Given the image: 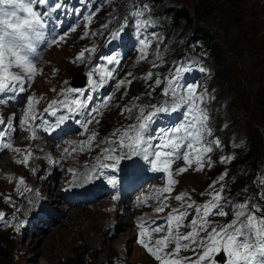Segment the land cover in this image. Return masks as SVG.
<instances>
[{
	"label": "rangeland",
	"instance_id": "1",
	"mask_svg": "<svg viewBox=\"0 0 264 264\" xmlns=\"http://www.w3.org/2000/svg\"><path fill=\"white\" fill-rule=\"evenodd\" d=\"M129 2L130 0H110L111 4L105 11L109 14L119 6L124 7L128 5ZM56 3L62 4L63 7L60 9H54V5ZM37 7L39 11L47 13L45 38L49 41V47L46 52H41V54L40 51L43 50L47 40L45 39L43 43L37 45L36 54L32 57V59L35 64H38L42 62L43 57L46 56L42 67L44 71L43 74L34 77L33 82L28 84V87L30 89H32V87L36 88L38 93H42L43 91L48 90H52L53 92V89H55L57 85H61L62 90L66 92V89L74 88L71 85V83L74 82L73 76L83 71V68L78 66L79 64H76L77 55L82 50L88 49L92 46L95 26L99 20L103 19L108 14L106 16H101L100 19H95L92 11H94L97 6L91 7L88 0H47L46 4L38 5ZM137 7L141 8L142 6L137 4ZM179 7H188L189 9L195 11L196 20H193V24L191 25H188L185 21L175 23L177 24L175 25L176 31L174 33H165L162 28L172 24L174 25L175 20L172 17L171 12ZM145 8L147 11H145L144 18L151 19L152 23L155 24V27L148 32L147 39L152 40V47H154L156 51L152 57L150 59H146L145 62L136 55L131 57L129 60L115 55L118 58L119 63L122 64L120 66V70L119 63L112 64L116 70V75H118L120 71L119 80L131 81V84L126 83L118 91H114L110 95L112 97L111 104L115 109V115L122 117L125 122L123 127L116 130L111 128V117L104 114H102V119H99L97 114L88 115L92 122L88 124L87 130L89 134L91 132L97 133L94 140L89 142L88 137L85 142L69 143L65 147H62L58 141L55 142L59 144H54L55 142L51 139L49 142H53V146L58 149L59 154L67 156L68 152L75 148L76 152L83 154L84 157L88 156V158L91 159L92 157L99 155L95 158L100 159V154H106L104 149L113 147V144L111 143L118 140L129 125L137 123L136 117L139 115L138 109L140 107H143L147 111L151 110L150 108L146 109L141 98H144V103L146 99H148L149 104L155 103L157 97L162 94V88L167 86L165 78L172 75V70L177 65L192 67L195 63L199 62L196 57L200 56L204 58L207 64L206 67L202 65V67L206 69L204 72L205 75L201 71H192L183 74L182 77L186 80V85L198 84L200 86L198 91L206 89L207 95L209 94L212 86L216 89V91L211 93L209 96L210 101L217 103L212 112L213 120H219L221 123L226 121L228 124L226 128L223 127L217 130H211L212 135H215L216 140H219V147L221 151L219 156L216 146H213L214 153L210 156L211 161L218 159L221 161V157L225 156V146L228 143L234 144L243 139L245 141L248 139V142L251 143V141L255 142V140L260 136L262 138V144L258 143L254 153L250 156L241 154L229 165L230 171H223L213 161L211 167H206V170L197 172V176L191 172H187L186 175L182 176V178L184 177L185 179L181 180L175 196L186 192L188 193V197L185 198V201L188 203L197 202L201 204L204 199H210L209 196H206L209 185H211L215 179V181H218L221 174L226 172L227 175L224 180L219 182L224 185L225 195L237 196V198L241 197L247 200H264V197H261V194L264 193V168H262L264 166V0H156L155 4H148ZM136 10L138 9L135 8L134 11ZM64 13H66L65 17L63 16ZM89 15H92L93 17L91 22L87 20ZM132 23H134L133 19ZM58 26L60 27L57 28ZM53 28L56 33L49 32ZM202 28L209 30L210 34H213L216 38L217 43L222 45V56L219 58H214L212 50L207 47V39L199 37L200 30ZM72 29H75V31ZM179 31L181 32L179 33ZM60 32H67L65 41L63 40L62 43L52 44L51 35H53V37H60L58 34ZM85 32L88 34L85 35ZM100 34L104 33L101 31ZM153 34L160 39H154ZM130 40L131 39L129 37L126 38V41L130 42ZM115 49V46H109L107 48L106 57L112 55ZM101 55L102 54L98 52V49H96V51L90 56V61L92 62V67L94 69L93 78L97 80L99 79V73L96 69L100 66H107L106 60L104 61V64L101 63L98 66ZM158 55L160 59H157ZM153 64H157L158 66L153 68ZM200 66L201 64L197 63L194 68L197 69ZM14 71L18 70L14 69ZM150 71L155 74L153 78L151 80L144 79L146 74ZM129 73H131V76L128 75ZM157 76L161 79V84L159 86L154 83ZM110 80H112V78ZM38 82L40 83V86L38 85ZM113 89L114 85L105 89L102 88L100 95L107 96ZM17 92L18 91L8 92L7 94L16 95ZM149 93H151V95H149ZM75 94L76 93L69 94V100H71ZM20 95L21 96L18 99H14V97L11 96L10 100H7L6 112L3 114L5 117L8 118L9 111L12 107H21L25 104L28 96L27 93ZM56 96L57 94H54L51 97L56 98ZM137 97L138 99H136ZM64 98V95H62L60 100H63ZM41 99H43V97H40L35 104L41 101ZM106 99L107 97H96L95 93L93 101L83 110L92 112V110L96 108V105L98 106L97 109L101 107ZM49 102L51 101L49 100ZM125 108H133L136 112L129 118L127 111H123ZM108 109L109 108L104 109V112H107ZM210 109L212 108H209L207 111H210ZM14 110L16 111V109L13 108L11 112ZM83 110L78 113L71 114L69 119L72 117L74 120L78 116H81L83 114ZM184 110L186 109L183 108L180 112H183ZM67 114L66 109L62 108V110L57 111V114L54 117L57 119V115L61 116ZM19 119L20 116L17 115L13 118V122L16 123ZM46 119L48 118H45V120ZM89 119L87 117H83L80 120L85 123V121H88ZM48 120L51 123V120ZM183 120V115L168 117L163 128H171L182 123ZM159 121L162 122L156 124H163L164 122V120ZM67 122L68 120H66L65 123L59 127L61 129L62 136L64 135L62 133V127L65 126ZM4 124L5 122L3 123V126ZM18 124L19 123L16 125ZM156 124L152 126L153 129L150 131L153 134L156 133ZM80 130V126H75V128L71 130L67 127L64 129V133L65 136H74L77 135ZM20 133L21 130L14 133V140L18 139ZM47 135H49V131ZM80 138H83V134H81ZM96 138H98L96 152L95 155L91 156L90 152H88L85 148L92 149ZM209 139L214 138L209 137ZM7 140V135L5 133H0V149L7 142ZM21 140L19 141V144L25 143L26 141L23 138H21ZM41 141L43 142V140ZM29 142L36 143V140L31 137ZM49 142L47 141L41 143L40 147H38L39 151H36V154H41L42 152L46 153L45 156L44 154L37 156L32 151H24L20 149L18 147V142H9L12 147L4 148L3 152H8V150H10V155L7 153L0 154V195H10V200L6 202L4 201L3 196H0V210L4 208V204L8 209V215L6 217L7 221L5 219V222H3L5 223L4 225H6V230L0 231V264H114L113 262L116 257L118 261L120 260L119 258H121L119 262H125V264H160L159 261L151 257L145 251V248L138 243V240L140 239L138 234L141 230L140 228L137 229L134 227V221L142 215L145 217V213H138L137 216L130 215L133 210H140L141 207L152 203L153 200H159L161 198L160 195H155L152 192L146 197L147 203L144 202V204L139 206H135V204H133L135 207H133V205L130 207L131 209L129 210L128 216L122 215L124 213L123 209H121V212L118 213V211H116L115 213L113 212L114 215H111V206H109L108 210L105 211L106 213H108V211L110 212L108 215L111 216L108 217L104 215L105 212L104 209V213L102 212V208L106 207L109 202L102 200L106 199L111 201L112 199L104 197L103 194L96 193L95 196L88 201L90 209L80 208L77 210L78 218L74 219V215H77V213L73 215L74 217H69L70 212L75 209L74 207L69 208L71 205L65 202L56 204L50 199L45 198V193L41 192L40 194L37 191V187H33L29 183V181L32 180V177H28V179L24 178L25 183L22 185V193L29 194L36 190L42 198L50 202L56 209V212L53 213V217L51 219H42V223L46 222L47 224H53L55 222V224L50 227L46 226L47 224H39L37 221H29L26 222V225L22 228V230H20V227L19 230H17V226L21 225L25 218L21 217V207L17 210H12L13 196L12 192L7 188V184H13L15 180V184H17V179L16 176L11 174L10 169L18 168L19 171H22V168L24 169L26 167H30L33 168V173L36 175V171H39V174L41 173L40 168L44 170V164L46 163L47 166L51 167L49 168L51 173L54 169L61 170L60 165L55 166V164L50 161V153H55L56 149L52 146V144L49 145ZM156 142L157 141H153V143ZM82 146L83 150H81ZM17 149H19L20 152H23L24 157L26 153H32V155L28 158V164L25 165V167L21 168L23 163H18V161L22 160H17ZM32 149H34V146ZM65 149L68 151L65 152ZM249 149L250 147L248 146L245 151L247 152ZM115 154L119 153L117 152ZM53 156L56 157L57 153L53 154ZM36 157L38 161L41 160L39 163L37 162ZM76 157L77 154H71L64 161H62L61 165H66L74 158V161L78 164ZM132 158L122 160L117 167L126 165L129 161V164L134 166V170L144 169L149 163V161L143 159V156L138 155V160L135 159L136 161ZM176 162L177 164L175 166L172 165V168L170 169L171 172L173 171L172 178L175 180H177L178 175H175L174 170L184 166L183 161ZM223 162L227 164L228 159ZM108 163L111 164L113 161ZM214 167H218V170L214 169ZM64 169L69 172V169L72 168H66L65 166ZM236 169H238V173L241 177H238L237 173H231V171L234 172ZM82 170L90 173L92 172V167H84ZM134 170L124 169L123 171L133 172ZM123 171H121V173L119 172L117 175L116 186L118 189H120L118 181L121 178ZM89 173H82L70 177L65 172L62 173V176L55 178L56 181H61L60 186L58 185L56 188L54 185L55 183L50 181L46 184V187L49 186L52 189L51 191H54L55 189L56 191L60 190V192L58 191L59 195H67L68 190H70V186L72 185L75 187L76 183L85 182ZM100 174L108 180L112 179L111 177H106L101 169ZM42 175L36 176L41 178ZM106 175L108 174L106 173ZM185 176H193L195 178V186L193 183L187 181ZM94 178L96 179L97 176H93L91 181H94ZM165 179V172H154L152 167L149 165L146 170L133 175L124 174L120 182L124 190L126 189L127 191V189H132L129 193L132 195L130 198V201L132 202L135 197H139L146 190L152 187H161ZM38 180L40 182V179ZM219 183L217 184V189H219ZM42 185L43 184H37L38 187H42ZM168 186L167 177L165 187ZM181 186H183V188H181ZM65 187H67L68 190ZM15 188L17 189L16 185ZM109 188L110 187L107 186L105 190ZM25 189H31V191H26ZM70 191L75 192V194L79 193L76 192V190ZM199 191H205L204 195L196 196L195 193ZM62 192H64V194ZM172 194L173 189L170 194L164 192V196L158 206H160L161 203L166 204L167 207L170 204H184V201H177L175 198L171 199ZM165 196H168L170 199L168 198L165 200ZM16 199L18 198L16 197ZM38 199L34 197L33 201L36 202ZM118 202L119 205H123V200H119ZM124 203L126 204L128 202ZM259 203L256 202V204ZM94 205L97 209L100 208V213L97 212L94 220L96 228L88 224L87 219L84 217V213H79L80 210L95 213L96 208L94 209ZM167 207H165L162 212L166 211ZM34 208L39 215L40 212L37 210L36 206H34ZM32 211L34 210L32 209ZM162 212H159L155 216L151 215L150 218L154 221V225H166L168 227L167 217H163L162 219L164 221L158 223L156 219H154V217L158 218V215ZM119 218L120 220H118ZM28 219H32V217H28ZM50 220H54V222H50ZM124 220H126V222H123ZM78 221L80 222L78 223ZM105 224L112 225L111 231L106 234L108 238H111L112 246L105 243L99 230V227H104ZM225 224H228V221L225 219L210 222L208 231H211L212 226ZM9 227L12 228V233L9 232ZM172 227L175 229L176 223L172 224ZM56 230H58L57 233L55 232ZM188 232L190 231L185 230L182 235H185ZM163 235V233H160L158 238H162ZM204 236V232H198L194 236V239L198 241ZM144 240L145 243H149L146 241L145 237ZM28 243L29 245H32L33 243V248L31 247L32 249L30 248V251L28 250L24 253V248ZM175 243L176 241L173 240L172 244L160 253L162 258L166 255V253L174 251ZM152 246L155 247L154 241ZM14 252H17L18 255H14ZM35 254L38 255L35 256ZM199 254H201V249L196 244H190V252L188 254L168 255L164 259H179L183 262V264H195ZM216 254L217 253L213 254L212 259H214ZM125 255H127V257ZM123 259H127L129 263ZM201 264H211V259H206L201 262ZM217 264L219 263L217 262ZM224 264H226V262Z\"/></svg>",
	"mask_w": 264,
	"mask_h": 264
},
{
	"label": "snow or ice",
	"instance_id": "2",
	"mask_svg": "<svg viewBox=\"0 0 264 264\" xmlns=\"http://www.w3.org/2000/svg\"><path fill=\"white\" fill-rule=\"evenodd\" d=\"M47 0H0V104H6L8 101L2 98V94L8 92L24 93L26 84H30L33 80L37 68L32 57L36 54L37 45L45 38V29L47 27L46 16L38 10V5H44ZM63 5L56 3L54 9H60ZM146 8L143 6L132 13L137 32L140 33L143 29L151 26L152 21L145 17ZM92 15L87 17L91 22ZM107 27V25H102ZM75 31V29H72ZM123 26L119 31L111 33L113 38L120 36L123 32ZM88 33L85 32V35ZM64 36L59 39H53L52 44H57L64 40ZM153 38L159 40L153 34ZM141 60L147 58L146 49L151 47V39H140ZM95 47L82 50L76 57V61H83L86 53L95 52ZM158 51V50H157ZM107 64H118L119 60L115 55L105 57ZM157 59H160L159 55ZM75 62V61H74ZM153 64L152 67H157ZM14 69L18 71H14ZM99 73V79L93 78V71L87 73L89 90L101 88L105 83L113 77V72L106 67L100 66L96 69ZM192 71L191 66L177 65L172 70V75L166 79L167 86L163 88L162 94L169 97V100L162 101L159 105L152 104L149 106L151 110L145 111L143 107L138 109L136 124L129 125L124 130L118 140L113 141V147L104 149L105 153H109L105 159L113 161V163H100V168L116 169L121 160L131 159L133 156H143V159L149 161L154 172L168 173V187L163 189L166 193L172 192L171 185L178 183L173 179V173L170 171L172 165L176 161H183L184 167L175 170V175L183 174L188 171L193 164L196 165L197 172L203 171L205 163L209 167L212 166L210 157L206 154L213 151V146L219 145V140L209 139L212 136L211 128L209 127V115L207 108L204 106L206 103L207 90H199L198 84L181 85L180 81L182 75ZM199 71L205 72L206 69L201 67ZM131 76V73L128 74ZM155 74L148 72L144 79L151 80ZM131 84V81L120 80L117 83V88H122L125 84ZM155 85L161 84V79L157 76L154 81ZM179 89V90H178ZM55 91V89H53ZM77 93L78 95L69 100L68 95ZM64 95L63 100H52L44 112H50L52 116H56L58 108L66 109L68 114H75L87 107V102L90 97L84 95V90L77 88H68L66 92L62 91ZM151 95V93H149ZM112 97H107V101ZM138 99V97L136 98ZM33 97H28V108L25 111L24 122L27 124L29 120H37L39 117L33 113ZM181 108H185L184 120L182 123L175 125L171 128H163L158 130L155 134L150 132L153 123L161 113L176 112ZM93 112L98 113V109H93ZM123 111H132V109L125 108ZM70 118L69 115H61L55 124L46 127L44 131H52L54 128H59L66 120ZM91 119L85 121L84 127L87 129ZM98 122V121H97ZM3 123V121H0ZM35 134H33L34 136ZM97 133L93 132L88 138L91 142L95 139ZM153 141H157L153 143ZM5 148H11L12 145L5 144ZM83 150V146L81 147ZM121 154H115L117 151ZM19 151V149H17ZM68 150L65 149V152ZM76 149H73L75 152ZM32 153L28 152L23 161L18 163L28 164V158ZM153 159L149 160V157ZM225 159L221 157V162ZM69 172H75L74 169H69ZM227 173L221 174L218 181H213L209 188L211 191L207 193L210 199L200 205L196 206L195 202H185L181 208L173 209L167 217L168 227L167 235L162 238L154 240L155 247L152 246L151 237L149 243H145L144 237L149 232L160 233L164 231L163 226H156L154 222L144 221L140 227L142 230L139 233L140 239L138 243L146 249L147 253L160 264H183L179 259H164L160 253L168 247L173 240L176 241L175 249L172 253L167 255L178 254L182 248H188L189 244H196L201 249V254L198 255L195 264H201L206 259H211V264H217L215 259H212L213 254L223 251L227 254L226 264H264V210L258 205L251 204L250 201H243L235 205L236 211L234 218L225 225L212 226L211 231H208L210 221L207 219L210 216H226L228 213L224 211L223 204L226 202L224 198V185L219 183L224 180ZM91 179V177H87ZM115 179H110L109 184H116ZM25 183L24 178L20 177L19 185ZM219 183V189L217 184ZM31 191V189H25ZM204 195V193H201ZM188 193H180L175 196L177 201H185ZM169 197L165 196L167 200ZM10 200V198H8ZM116 199V197H114ZM166 204L161 203L160 206L155 208L157 213L162 212ZM188 209H194L196 216H202L203 222L199 225L194 218L191 221L193 231L185 235L174 236L173 233L177 232L180 227L185 226L182 224L183 219L188 215ZM5 216V213L0 212V219ZM175 221L176 228L173 229L172 223ZM23 223V222H22ZM18 225L17 230L19 227ZM198 232H204L205 236L200 240H195L194 236ZM184 242V243H182ZM195 250V249H193Z\"/></svg>",
	"mask_w": 264,
	"mask_h": 264
},
{
	"label": "bare ground",
	"instance_id": "3",
	"mask_svg": "<svg viewBox=\"0 0 264 264\" xmlns=\"http://www.w3.org/2000/svg\"><path fill=\"white\" fill-rule=\"evenodd\" d=\"M48 38H49V36H48ZM51 38H52V40L53 39H59V37H56V36L53 37V35H51ZM62 42L63 41H61L59 43H62ZM46 45L47 46L49 45L48 39L46 41ZM45 57L46 56L43 57L42 62L36 64L37 72H36V74H35L34 77H37V76L43 74L44 69L42 67H43V63H44V58ZM31 82H33V80ZM38 85L40 86V83L39 82H38ZM26 89L27 90L25 92H29V96L33 97V101H34V103H33V113H30V115L35 114V115L40 116V117H39V119H37L35 121L29 120L28 123L26 124L24 122V117H25V111L28 108V104H27L24 108H22V109H16V111L14 110L13 112L10 113L11 117H14L18 112H20L22 114V119L20 120L19 124L18 125L11 124L10 129L11 130H16V129L22 128L24 130V134H25L22 138L24 140H26L27 143H26V141H25V143H22V144H19V142H18V147L20 149L24 150V151L25 150H29V151H32L33 153L36 154L37 153L36 151H39L38 147H40V144L41 143L47 142V141L49 142L50 139L55 142V141H57L62 136L61 135V129L60 128H54L53 129V131L56 133V135H52L51 131H49V135H47L48 134V131L47 132L44 131V129L46 127H44L43 123L45 121V118H48V119L51 120L50 125H53V124H55L56 120L60 117V115H57V119H55V117L52 116L50 112H48V113L44 112V109L48 107V105L50 103L49 100L50 101H52V100H60L61 99V96H62V91L63 90L61 88V85H57V87L55 88V91H53V92H52V90H50V91L48 90V91H43L42 93H38V91H37L36 88H33L32 87V89H30L28 86L26 87ZM17 94L19 95L21 93L17 92ZM54 94H57L56 98L54 97V98L50 99V97L53 96ZM6 95H7V93L2 94V97H5ZM40 97H43V99H41V101H39L37 104H35V102ZM111 102H112V99L111 100H108L107 101V106H105V102H104V104L101 105V107L98 108V110H99L98 113L93 112V111L90 112V111H87V110H83V114L81 116H78V117H79V119H82L83 117H87L89 119L88 115H95V114H97V117L99 119H102V114H104L106 116L111 117V123H110V125L112 126L111 128H114L115 130L118 129V128H122L123 125L125 124V122H124V120H123L122 117L115 115V109L113 108V105L111 104ZM1 106H2V104H0V108H1ZM97 107L98 106L96 105V108H94V107L93 108L94 109H97ZM106 108H109V109H108L107 112H104V109H106ZM181 109H183V108H181ZM58 110H62V108H59ZM180 110H178V111H176L174 113L175 114L176 113H179ZM67 115L70 116L71 114H67ZM92 119H93V117H92ZM2 121H3V123L5 122V120H2ZM160 122H162V121L156 120L153 123V125L156 124V123H160ZM3 123H0V128L3 126ZM14 126H15V128H14ZM151 129H153V127ZM151 129H150V131H151ZM33 134H35V135L33 136ZM91 135H92V132L89 134V137ZM31 137L35 138L36 143L29 142V139ZM40 138H47V140L44 141V139H40ZM80 139L81 140H85L84 137L83 138H80ZM41 140H43V142ZM21 142H22V140H21ZM97 142H98V138H96L95 143H94L92 149L85 148L88 152H90L91 156L92 155H95L96 148H97ZM111 144H113V143H111ZM33 146H34V149H32ZM52 146H53V143H52ZM53 147L56 149V152L55 153H57V156L56 157L53 156V154H55L54 152L50 153V159H51L50 161L53 162L55 164V166H59L60 165L61 170H55L54 169L53 172L51 173L49 171V168H51V167L47 166V164L44 162L45 163L44 164V170L40 168L41 173H43L42 177L40 178L39 176H36L33 173V168L26 167V168L23 169L22 167H25V164H22L21 165L22 171H19L18 168H16V169H10L11 170V174L13 176H16V179H17V184H15L16 180H15V182H13V184H10V185L7 184V188L12 192V196H13V208H12V210H17L18 208L21 207L22 208L21 217L22 218H25V220H27L28 217H30V218L31 217L32 218H36L37 217L39 219V222L42 223V219H44V217L42 218V216H38L37 211L34 208V206H36V204L38 202V201H36V202L33 201L34 200V197H36L38 199L37 194H35L34 191L31 192V193H29V194L28 193H25V194L22 193V191H21L22 190V187H23L22 185H19V191H17V189L15 188V185H16V187L18 186V182H19V178L20 177H23L25 179H28V177H32V180H30L29 183L33 187L36 186L38 192L45 193L46 194V197L45 198L50 199L51 201L55 202L56 204L57 203H62V202L72 203V205L79 204V206H75L74 207L75 209H73V211L70 212V216H69L71 218L75 216L74 219H76V218H78V211L77 210H79L80 208L90 209L89 206H88V204H87V200L89 198V194H88V191L89 190L98 189L101 186H104V185L106 186L107 185L110 188L107 189V190H105V192L108 193L110 196L117 195L119 193V191H120V189H118V187L116 186V184L113 185V184H109L108 183L109 180L106 179V178H104V176L100 174V169L103 171V174L106 177H108V178L111 177L112 179H115V180L117 179L118 173L119 172L121 173V171H123L124 169L134 170V166L132 164H129V161L127 162L126 165H123L121 167H117L116 169H112V168H100L99 167V164L100 163H108V162H110V160L105 159V157L107 155H109V153L100 154L101 155L100 156V159H96L97 156H99V155H96V156H94V157H92L90 159V158H88V156L84 157L83 154H80V153H78L76 151L73 152V150H71L70 152H68V155L65 156L63 154H59L58 149L55 146H53ZM117 152L119 154H121L119 151H117ZM213 153H214V149H213V151L211 153L206 154V157H210ZM7 154L10 155V150H8ZM42 154H44V156H45L46 153H43L42 152L41 154H36V155L37 156H40ZM71 154H77L76 160H77L78 164H76V162L74 161V159H75L74 158V159L70 160L66 165H64V166L61 165L62 161H64ZM17 155H18V159L17 160L20 159V160L23 161L25 159V157L23 155V152L17 151ZM36 159H37V157H36ZM132 159H134V160L137 159L138 160V156H133ZM105 160H106V162H105ZM40 161H38V159H37V162L38 163ZM121 162H122V160H121ZM65 166H66V168L67 167H71L72 169L75 170V172L74 173L73 172H71V173L68 172L66 169H64ZM88 166L92 167V172H90V173L87 172V171L82 170L84 167H88ZM175 170H174V172H175ZM204 170H206V167H204ZM65 172L70 177L75 176V175H78V174H82V173H89L87 177H91L92 178L93 176H97V178L96 179L94 178V181H91V179H87L86 178L85 179V182H78V183L75 184V187L72 186V185L70 186V190H76V192L81 193V196L80 197L74 196L73 194H75V192H72V191L68 190L67 187H65V188H67L68 194L65 195L64 192H62L64 194L63 196L58 194L60 192V190H58L59 192L56 191V189L54 191H51L52 189L49 186L46 187V184H48V182H50V181L51 182L53 181L55 183L54 185L56 186V188L58 187V185L60 186L61 181H56L55 178L62 176V173H65ZM187 172H191L192 174H194L196 176L198 175L197 171L195 170V165L194 164H193V167H190L188 169V171L184 172L183 174L178 175L177 176L178 183H176L175 185H171V187L173 189V194L171 195V199L175 198V194L177 193V190H178V187H179V184H180L181 180L185 179L184 177L182 178V176L183 175H186ZM106 173L108 175H106ZM186 178H187V181H189L190 183H193V185L196 184L195 181H194L195 178L193 176H191V177L188 176ZM38 179H40V182H39ZM38 183L39 184H43L42 187H38L37 186ZM181 188H183V186H181ZM202 192L203 191L196 192L195 195L196 196L201 195ZM16 197L18 199H16ZM102 201H108L109 202V203H107V206L106 207H104V208L101 207L102 208V212H103V209H104V212H105V211L108 210V207L111 206V208H110L111 213L108 211V213H110L111 215H114L113 212L115 213L116 211H118V213L121 212V209H123V211H124V213L122 215H125V216H128L129 215V210L131 209L129 207L130 204H128V203L125 204L124 202H122L123 205L121 206V205L118 204L119 203L118 202L119 200L118 199H113V198H112L111 201L110 200H106V199H103ZM185 202H187V201H184V203ZM158 204L159 203L152 202L150 204H147V205L141 207L140 210H133V212H131L130 215H133V216L136 215L137 216L138 213H141V214H144L145 213V217H144V215H142L141 217L136 218L135 221H134V219L132 217V219L134 221V227L137 228V229L140 228V230H142V228L140 226L143 225L144 221L154 222V221L151 220L150 216L151 215H154L155 216V215L158 214L155 211V208L158 207ZM135 206L133 205V207H135ZM31 208L36 213L34 211H32ZM95 208H96L95 213L89 212V211H85V210H80L79 213L80 214L81 213H84V217H85V219H87L88 224L91 225V226H94L96 228V225L94 223V220L96 218L97 212L100 213V211H99L100 208L97 209V207L94 205V209ZM75 213H77V215ZM108 213L105 212L104 215L107 216V217L108 216H111V215H108ZM154 219H158V218H155L154 217ZM113 220H114V217H113ZM118 220H120V218ZM6 221H7V219H6ZM104 221H106V220H104ZM162 221H164V220L162 219ZM50 222H54V220H50ZM79 222L80 221H78V223ZM123 222H126V220H124ZM4 224L5 223H3V225ZM45 224H47V223L45 222ZM4 226H6V225H4ZM111 226H112L111 224H105L104 227L103 226L99 227V230L101 232V236L104 239L105 243L108 244V245H111L112 241H111V238H108V236L106 234L111 231ZM162 226L164 227V231H162L160 233H163L164 234L163 236H165V235L168 234L167 233V226L166 225H162ZM20 230H21V226H20ZM57 231L58 230H56L55 232L57 233ZM9 232L12 233V228L11 227H9ZM136 232H138V231H136ZM160 233L149 232L148 235L145 236V239H146V241L149 242V237H151V240L153 242L155 239H157L159 237ZM171 244L172 243H170L168 246H170ZM31 247L33 248V243H32V245H29V243H28L25 246V248H24V253L27 252L28 250L30 251L32 249ZM17 252H14V255H18ZM37 255L38 254H35V256H37ZM125 256L127 257V255H125ZM19 258H20V256H19ZM119 259L121 260V258H119ZM127 259H123V260H126V262H128ZM119 261L117 260V257H116V259L114 260L113 263L114 264L115 263H117V264L118 263L119 264H125V262L120 263Z\"/></svg>",
	"mask_w": 264,
	"mask_h": 264
},
{
	"label": "trees",
	"instance_id": "4",
	"mask_svg": "<svg viewBox=\"0 0 264 264\" xmlns=\"http://www.w3.org/2000/svg\"><path fill=\"white\" fill-rule=\"evenodd\" d=\"M173 16L175 18L176 23H179L180 21H185L186 23H188V25H191L193 24V20H196L195 11L189 9L188 7L176 8L173 11ZM199 37L207 39L208 46L212 49L214 58H219L220 56H222V45H219V43H217L216 38L213 34H210L209 30H207L206 28H202L200 30ZM258 143L262 144V138L260 136L258 139L255 140V142L251 141L250 149L248 152H246V155H252L255 149L257 148ZM234 173H237L238 177H241V175L238 173V169H236Z\"/></svg>",
	"mask_w": 264,
	"mask_h": 264
},
{
	"label": "water",
	"instance_id": "5",
	"mask_svg": "<svg viewBox=\"0 0 264 264\" xmlns=\"http://www.w3.org/2000/svg\"><path fill=\"white\" fill-rule=\"evenodd\" d=\"M72 85H74V86H79V85H81L80 83H77V82H72Z\"/></svg>",
	"mask_w": 264,
	"mask_h": 264
}]
</instances>
